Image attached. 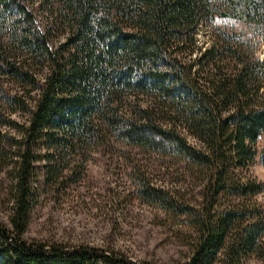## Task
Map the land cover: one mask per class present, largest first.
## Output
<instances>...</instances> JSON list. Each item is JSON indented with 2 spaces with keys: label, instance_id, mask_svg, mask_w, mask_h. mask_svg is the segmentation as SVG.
Masks as SVG:
<instances>
[{
  "label": "trees",
  "instance_id": "trees-1",
  "mask_svg": "<svg viewBox=\"0 0 264 264\" xmlns=\"http://www.w3.org/2000/svg\"><path fill=\"white\" fill-rule=\"evenodd\" d=\"M35 3L55 8L44 29ZM214 22L239 25L243 42L264 37V0H0V125L19 134H0V156L16 165L0 264H146L23 240L35 165L56 184L82 166L81 154L111 143L183 163L201 179L198 209L138 184L146 205L194 219L185 264H213L219 255L240 264L260 252L264 220L242 201L264 186L240 174L264 133V61L226 33L198 47L197 28ZM57 31L63 40L55 45ZM16 113L24 123L11 118ZM227 199L238 203L226 209Z\"/></svg>",
  "mask_w": 264,
  "mask_h": 264
},
{
  "label": "rangeland",
  "instance_id": "rangeland-1",
  "mask_svg": "<svg viewBox=\"0 0 264 264\" xmlns=\"http://www.w3.org/2000/svg\"><path fill=\"white\" fill-rule=\"evenodd\" d=\"M37 4L33 5L36 10ZM55 8L41 4L35 11L41 29L51 25ZM240 26L233 22L204 23L197 28L198 47L210 46L222 33L244 46L246 55L264 61V37L243 42ZM54 33L53 44L63 40ZM233 42V43H234ZM237 47V46H235ZM22 124L26 115L12 114ZM0 134L18 136L17 130L0 125ZM192 142L191 139H189ZM0 148L3 147L2 142ZM257 156L247 172L240 175L264 186V133L255 144ZM11 153V152H10ZM83 164L72 175L56 184H47L36 164L31 181V198L23 240L45 245L84 246L124 254L146 264H185L191 256L196 238L194 219L187 214L166 212L138 199L139 179L169 192L176 207L184 203L201 207V179L183 163L155 154L111 143L104 149L92 147L81 154ZM14 158L0 156V225L12 230L14 198ZM238 202L227 199L224 208ZM255 219L264 220V192L242 201ZM252 220V218L249 219ZM260 252L246 257L240 264H264V238ZM218 256L213 264H225Z\"/></svg>",
  "mask_w": 264,
  "mask_h": 264
}]
</instances>
